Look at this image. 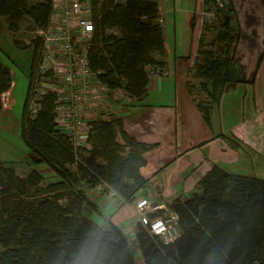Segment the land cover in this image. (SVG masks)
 <instances>
[{
    "label": "trees",
    "instance_id": "obj_1",
    "mask_svg": "<svg viewBox=\"0 0 264 264\" xmlns=\"http://www.w3.org/2000/svg\"><path fill=\"white\" fill-rule=\"evenodd\" d=\"M95 30L89 45V65L101 70L99 79L109 87H122L133 98L146 95L147 66H164L165 46L159 5L152 0H88ZM217 24L216 49L204 44L201 33L194 61L205 100H196L193 86L186 90L202 119L211 127V113L229 82H242L234 67L239 29L233 8L219 0H203ZM50 0H0V16L14 33L29 18L45 28ZM194 26V23H192ZM114 30L117 33H109ZM28 86L19 121V138L30 149L28 161L45 165L55 179L46 182L35 168L20 176L0 162V264H138L129 238L114 223L105 229L85 213L97 206L86 187L106 183L126 202L148 182L140 174L144 153L151 145L139 142L123 129L113 114L91 121L87 146L75 150L69 136L55 122L54 94H44L31 115V76L41 37L32 41ZM9 67L0 62L2 94L11 86ZM120 134L122 142L117 140ZM236 149H249L232 135L221 134ZM178 219L179 236L164 244L137 222L135 242L144 264H264V178L227 171L219 164L199 179L196 189L167 203ZM85 212V213H84ZM153 216V215H150Z\"/></svg>",
    "mask_w": 264,
    "mask_h": 264
},
{
    "label": "crops",
    "instance_id": "obj_2",
    "mask_svg": "<svg viewBox=\"0 0 264 264\" xmlns=\"http://www.w3.org/2000/svg\"><path fill=\"white\" fill-rule=\"evenodd\" d=\"M152 1L158 3L162 18L166 51L163 57V67L167 68L168 72L149 79L146 95L141 100L134 98L129 106L112 104L110 111L122 119L123 129L126 133L139 142L151 145V148L144 153L146 162L140 168V174L148 182L144 188L137 192L135 197L149 198L167 208V203L173 198L192 193L196 189L199 179L214 163L223 166L232 173L249 176H257L258 174L255 173L254 169L253 171L250 170L251 153L244 151L241 153V150L236 149L228 139L221 135L229 134L228 131L222 129L214 131L213 120L211 127H208L186 90L188 69L198 44L197 24H195L194 16L197 11L195 12V8L202 5V0L199 2L187 0L194 2V8L191 9V5L183 10H187V13L192 15L194 23L192 26L189 22L181 30V33L184 32V36L188 31L192 34L188 50L185 48L184 42L180 41L177 36L174 18L177 10H181L177 9L174 2L182 0ZM170 15L173 18L172 22H170ZM0 62L3 63L1 60ZM244 91L238 93L237 90L230 91L233 97L238 99V104L244 102L246 96ZM8 92V105L4 107L2 104L0 117L7 116L15 104L10 99V88ZM222 97L224 96L222 95ZM18 129L19 126L17 125L13 131L19 137ZM117 140L122 142L119 133ZM261 144L262 142H260ZM256 146H258L257 143H255ZM254 152L256 153L255 150ZM29 154L26 156V164L19 169L14 164H10L16 173L25 176L32 168L39 171V168L45 167V173L52 174L49 181L54 180L53 172L45 165H37L40 166L37 167L29 163ZM260 159L262 160V156ZM241 170L246 173H240ZM85 192L90 200L96 204L98 211L84 213L103 228L108 221H111L130 240V235L135 233L137 221L133 201L127 203L117 194L109 196L107 190L99 188V185L86 187ZM133 240L136 245L135 239Z\"/></svg>",
    "mask_w": 264,
    "mask_h": 264
},
{
    "label": "rangeland",
    "instance_id": "obj_3",
    "mask_svg": "<svg viewBox=\"0 0 264 264\" xmlns=\"http://www.w3.org/2000/svg\"><path fill=\"white\" fill-rule=\"evenodd\" d=\"M37 1L42 0H27V3L33 4ZM219 1L222 8L226 6L233 8L231 17L233 22L235 20V24L239 29V38L234 48L233 65L243 81L237 83L229 82L226 85L223 93L224 97H221L219 104L212 110L211 125L213 120L214 131L219 129L228 131L229 134L227 135L234 136L241 144L246 146L250 150L247 152L251 153L250 170L253 171L254 169L255 173L258 174L257 177L264 178V0ZM174 5L177 6V9H181L177 10L174 16L177 36L180 41L184 42V46L188 50L192 34L188 31L184 36V32L181 33V30L189 22L193 23V17L187 13V10H183L191 5V9H193L194 2L182 0L174 2ZM202 8L203 2L200 7L195 8L197 14H194L198 40L202 33L205 46L215 50L218 44L216 40L217 24H212L213 22H204L202 24L203 21L209 20L207 13H200ZM172 20L173 18L170 15V22ZM38 29L29 18H25L21 22L19 30L12 33L8 29L7 18L0 16V60L11 71L10 99L15 102L9 114L0 117V162L14 164L18 169L26 164V156L30 153V149L13 130L17 125L19 126L29 82L28 73L33 52L32 41L41 36L40 33H36ZM193 57L188 69V82L194 88L193 93L196 100H205L206 94L199 87L200 79L195 75L194 61L198 56L195 53ZM233 90H237V93L245 90L246 96L243 103L238 104V99L230 93ZM8 95L9 92L7 90L2 97L4 107L8 105ZM111 112L109 111L108 115L113 113ZM260 142H262L261 145ZM255 143L258 146L255 147ZM240 152L243 153L242 151ZM260 156H262V160ZM44 168H39L40 174L43 175L45 181H49L52 174L49 172L45 173ZM240 173L246 172L241 170ZM85 212L88 213L89 211L85 210ZM135 216L137 223L138 215L135 213ZM107 228L108 224L105 226V229ZM134 234L130 235L131 248L136 254L137 263L143 264V259L137 252V245L134 244Z\"/></svg>",
    "mask_w": 264,
    "mask_h": 264
},
{
    "label": "built area",
    "instance_id": "obj_4",
    "mask_svg": "<svg viewBox=\"0 0 264 264\" xmlns=\"http://www.w3.org/2000/svg\"><path fill=\"white\" fill-rule=\"evenodd\" d=\"M50 3L48 24L36 30L41 34V46L31 76L27 109L33 115L38 100L44 94H54L55 122L78 150L87 146L91 121L107 118L112 104L129 106L134 98L122 87H109L102 82L98 77L102 71L89 65L88 50L95 30L89 1L50 0ZM200 13H207L210 20L215 18L213 10L202 8ZM107 32L117 33L109 29ZM146 71L150 79L167 74L168 69L147 66ZM99 188H105L109 196L116 194L104 182ZM133 203L138 222L146 226L149 234L164 244L178 238V217L174 212L149 198L135 197ZM137 252L140 255L138 248Z\"/></svg>",
    "mask_w": 264,
    "mask_h": 264
}]
</instances>
